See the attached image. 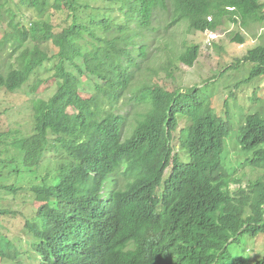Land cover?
<instances>
[{
  "label": "trees",
  "instance_id": "trees-1",
  "mask_svg": "<svg viewBox=\"0 0 264 264\" xmlns=\"http://www.w3.org/2000/svg\"><path fill=\"white\" fill-rule=\"evenodd\" d=\"M89 1L0 0V90H19L45 63L52 64L55 85L49 98L31 102L29 134L0 131V197L20 199L15 207L0 204V261H15L16 242L29 235L38 264H243L226 259L241 237L264 239V116L238 120L237 154L228 156L227 96L218 113L197 84L170 90L140 76L158 73L147 62L157 12L169 14L170 28L187 22L191 31L216 33L225 24L264 22V3ZM20 6L34 12L26 23ZM52 9L68 23L53 25ZM229 40L245 42L239 33ZM215 41L208 39L206 49ZM199 55V44H184L167 58L168 76L175 60L191 68ZM243 63L252 66L248 83L263 77L264 45L226 70ZM88 86L92 92L83 98ZM123 99L134 109V125L113 112ZM178 116L186 122L176 135L186 161L173 154ZM51 159L53 168L45 162ZM108 180L114 188L103 197ZM18 218L22 235L4 225ZM252 264H264V253Z\"/></svg>",
  "mask_w": 264,
  "mask_h": 264
},
{
  "label": "rangeland",
  "instance_id": "rangeland-1",
  "mask_svg": "<svg viewBox=\"0 0 264 264\" xmlns=\"http://www.w3.org/2000/svg\"><path fill=\"white\" fill-rule=\"evenodd\" d=\"M18 0H14L17 3ZM264 3V0H260ZM91 5L95 6L100 4L99 1H89ZM52 4V2L50 3ZM22 14H25V23L32 17L34 12L25 10L22 6L19 7ZM51 22L54 24L63 23L67 24V21H62L64 13L51 10ZM66 15V14H65ZM38 19V17H34ZM48 18V13L44 16ZM89 18H85L88 20ZM169 14L165 12H157L154 21L156 28L155 42L150 47L148 67L155 69L157 75H152L150 71H147L141 78H149L150 82L159 83L166 88L173 90L177 88H188L197 84L198 94L200 97L212 96L214 100L215 109L218 113L222 112V103L227 96V108L230 113V130L226 139L228 156H234L237 154V122L245 114L260 113L264 116V76L252 80L250 83L246 81L251 71L250 63H243L239 68L233 70H226L228 66L235 64L236 59H239L246 55L247 51L261 44L264 45V22L262 23H250L246 28L236 26L232 24H225L223 29H219L216 33L218 37L215 39L214 45L207 48L205 41L207 39L206 33H198L191 31L187 22H182L176 28H170ZM167 26V29H166ZM5 28L4 23H0V35ZM235 33H239L244 37L245 42L243 44H237L230 42V37ZM167 37H171V42H167ZM208 37L213 39V36L208 34ZM162 39V40H161ZM168 43V44H167ZM186 43L199 44L200 55L191 68H187L176 60L174 61V72L172 76H168L169 68H166L165 62L168 57L172 59L175 54L182 50V47ZM167 46L165 48H160ZM173 52V53H172ZM54 53V48L49 45V54ZM52 64L45 63L43 66L37 68L31 75L30 80L22 86L19 90L8 93L4 90H0V113L7 107V115L2 116L0 114V131L2 130H19L30 133L32 126L31 115V102L37 99L49 98L54 90L53 80L50 78L53 74ZM216 77V78H215ZM209 80L203 83L205 80ZM41 84L39 87L32 91L33 86L39 81ZM203 83V84H202ZM81 96L83 98L89 97L88 92H92V87H84ZM89 90V91H88ZM225 92L226 95L221 94ZM234 94L229 97V94ZM96 93H94L95 95ZM129 94L127 95L128 98ZM222 99H219V97ZM72 113V110H68ZM114 113L126 115L128 122L134 125V109L130 104H127V100L116 105ZM186 125V122L178 116V127L176 133H174V139L172 141L173 154L181 156L183 161H186V154L180 149V145L176 140L178 131ZM129 132V127L122 126V134L125 135ZM50 156V154L48 155ZM49 164L50 168L55 167L56 161H45ZM236 174L239 175L242 170L237 169ZM248 178L255 176L254 172L245 169ZM115 179L116 177H112ZM13 181V179L11 180ZM25 183L19 182L17 186L23 187ZM114 188L111 180H108L104 185L102 195L105 197L108 192ZM235 185H231V189L234 190ZM20 199L14 197L11 194L2 193L0 197V204L15 207L19 205ZM39 204H36V206ZM22 220L20 218L16 220H9L4 222V225L17 235H22ZM263 235H258L255 238L247 236L241 237L238 242L229 245L228 258L226 262L241 258L243 264H252L254 257H259L264 253V239ZM33 243V244H32ZM29 235L20 237L16 242V247L20 251V255L15 261L3 260L0 264H38L39 260L37 255L33 251V245ZM263 243V244H262ZM32 245V246H31Z\"/></svg>",
  "mask_w": 264,
  "mask_h": 264
},
{
  "label": "clouds",
  "instance_id": "clouds-1",
  "mask_svg": "<svg viewBox=\"0 0 264 264\" xmlns=\"http://www.w3.org/2000/svg\"><path fill=\"white\" fill-rule=\"evenodd\" d=\"M208 34H209V35H210V34H214V35H216V37H215L214 39H212V40H215V39L218 37V34H217V33H206V36H207L206 41H207L208 39H210V38L208 37ZM210 40H211V39H210ZM206 41H205V46H207Z\"/></svg>",
  "mask_w": 264,
  "mask_h": 264
},
{
  "label": "built area",
  "instance_id": "built-area-1",
  "mask_svg": "<svg viewBox=\"0 0 264 264\" xmlns=\"http://www.w3.org/2000/svg\"><path fill=\"white\" fill-rule=\"evenodd\" d=\"M210 36H213V39L216 37V35H214V34H210ZM210 38V37H209ZM210 39H212V38H210Z\"/></svg>",
  "mask_w": 264,
  "mask_h": 264
}]
</instances>
